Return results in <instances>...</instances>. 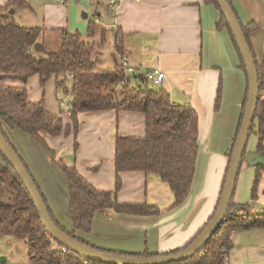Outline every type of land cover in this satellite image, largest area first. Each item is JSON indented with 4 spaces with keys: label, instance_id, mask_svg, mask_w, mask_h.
I'll use <instances>...</instances> for the list:
<instances>
[{
    "label": "crops",
    "instance_id": "0c3cea01",
    "mask_svg": "<svg viewBox=\"0 0 264 264\" xmlns=\"http://www.w3.org/2000/svg\"><path fill=\"white\" fill-rule=\"evenodd\" d=\"M8 1L0 0V8ZM28 1V8L12 10L15 18L19 14L23 27L40 28L45 34L80 33L93 45V56L99 64L106 53H110L113 65L107 69L114 68V41L116 32L121 29L130 64L142 74L152 68L160 69L166 79L158 87L169 93L174 104L191 105L199 115L200 153L195 179L189 196L178 207L173 206L170 187L154 174L125 172L122 186L116 191V139L145 136V116L141 113L107 110L79 114L77 138L73 132L69 136L63 133L46 137L56 153L55 158L24 132L3 124L5 134L46 197L56 220L69 232L74 231L69 214L68 183L62 166H76L97 190L117 192L122 203L148 204L156 206L160 212L157 216H131L111 209L101 211L96 214L91 231L77 232L78 238L97 249L117 254H140L148 250L166 256L184 250L217 211L248 92L247 76L241 69L230 33L217 28L220 11L205 0H122L114 8L109 6V0H104L105 3L69 0L66 4L53 0ZM231 1L244 26L254 23L258 27L250 35V44L261 63L264 59V0ZM83 8L95 10L92 19L90 14L82 12ZM88 19L98 27L90 38ZM55 80L53 76L43 86L36 75L27 83L6 80L3 84L26 87L29 102L43 100L47 111L62 117L65 124H71V98L61 97ZM220 87L222 99L217 111ZM249 153H256V149ZM0 165H3L1 157ZM255 175L256 168L244 163L233 202L237 206H250L251 214H263L264 211H252V204L261 201L264 210V176L258 199L252 201ZM255 230L264 233V228ZM242 233L233 235L229 264H264V236L256 234L258 236L249 241V235L246 238ZM245 241L251 243L247 248Z\"/></svg>",
    "mask_w": 264,
    "mask_h": 264
},
{
    "label": "trees",
    "instance_id": "16d2710c",
    "mask_svg": "<svg viewBox=\"0 0 264 264\" xmlns=\"http://www.w3.org/2000/svg\"><path fill=\"white\" fill-rule=\"evenodd\" d=\"M228 1L249 43L258 70L260 95L251 135L255 134L258 139L256 153L264 156V59L258 62L250 44V35L258 27L254 23L244 26L232 1ZM205 3L214 5L221 13L216 0H205ZM28 7V0H9L0 8V130L9 144L14 148L3 130V124L11 130L24 132L50 157L55 158L56 153L48 145L46 137H57L63 133L69 136L73 132L77 138L79 114L107 110L141 113L145 116V136L116 139V191L122 186V174L125 172L154 174L170 187L173 206H180L191 192L200 153L197 111L191 105L174 104L164 88L150 85L144 76H128L125 73L117 60V55H125L124 33L121 29L116 32L114 41V68L101 69L100 62L93 56V45L81 34L71 35L61 31L60 47L52 50L46 44L42 29L21 26L12 10ZM217 28L229 31L241 60V69L247 76L246 67L222 13ZM97 31L98 27L90 21L88 37ZM36 75L40 77L43 86L54 76L58 92L71 98V124H65L62 117L47 111L43 100L29 102L26 87L3 84L6 80L27 83ZM248 93L249 88L234 147L241 129ZM221 99L220 87L215 106L217 111ZM0 157L3 160V165H0V238L26 241L29 264H102L85 260L51 240L23 182L1 153ZM62 171L68 183L73 232L66 230L56 220L46 197L32 178L54 223L70 237L90 248L105 252L90 246L78 238L76 233H89L98 212L111 209L120 215L131 216H157L160 213L156 206L122 203L117 198V192L97 190L79 173L76 166H62ZM263 176L264 168L256 167L252 201L258 199ZM250 208L248 205L237 206L232 201L219 231L200 253L180 264H229L230 252L234 248V233L264 228V213L251 214ZM120 255L137 259L164 256L148 250L140 254Z\"/></svg>",
    "mask_w": 264,
    "mask_h": 264
},
{
    "label": "water",
    "instance_id": "95a60500",
    "mask_svg": "<svg viewBox=\"0 0 264 264\" xmlns=\"http://www.w3.org/2000/svg\"><path fill=\"white\" fill-rule=\"evenodd\" d=\"M216 1L232 33L234 42L246 67L249 93L241 129L233 150L217 211L205 229L184 250L175 254L154 259H137L120 254L101 252L73 239L54 223L49 215L35 181L27 171L22 159L9 144L0 130V153L13 167L16 174L23 182L26 190L34 202L37 213L47 234L52 241L62 246L64 250L70 251L85 260L102 264H180L182 262H186L200 253L224 224L235 196L236 186L243 164L246 163L248 166L254 168L258 166L264 168V156L258 153H248L246 155L260 95V84L256 62L251 52L249 43L243 33L242 27L235 16L229 1ZM13 13L14 12L12 11V14ZM85 18H87L86 15Z\"/></svg>",
    "mask_w": 264,
    "mask_h": 264
},
{
    "label": "rangeland",
    "instance_id": "374dc122",
    "mask_svg": "<svg viewBox=\"0 0 264 264\" xmlns=\"http://www.w3.org/2000/svg\"><path fill=\"white\" fill-rule=\"evenodd\" d=\"M69 2V0H67ZM103 3H105L104 0H102ZM78 2H80V0H78ZM103 5V4H102ZM103 6H101L102 8ZM92 10L90 9H86V8H83L82 12L83 13H86V14H90V18L92 19L93 18V14L95 13V10L93 12H91ZM78 16H79V13H78ZM17 18V22L23 26V24L20 23V19H19V14L18 16H16ZM81 19L82 21H84L83 17L81 16ZM86 21H89L90 22V19L86 20ZM88 22V23H89ZM55 34V35H52ZM48 32L45 35V40H46V44L50 46V48L52 50H56V49H59L60 47V44H61V39H62V35H60V33H58L57 31H54V32ZM80 34V33H79ZM82 35V34H81ZM83 36V35H82ZM84 37V36H83ZM96 53L97 50H95ZM95 53V54H96ZM94 54V55H95ZM110 53L107 52L106 55H105V58H103L101 64L99 65V67L101 69H107V67H112L113 65V60H112V57L110 56ZM123 56V55H121ZM110 58V59H108ZM120 59V56L117 55V60ZM121 65V63H120ZM61 97H64L63 95H61ZM70 117V116H69ZM257 142H258V139L256 137L255 134H252L250 136V139H249V143H248V146H247V152H251L253 149H256V146H257ZM242 178V177H241ZM239 180V178H238ZM40 188V187H39ZM253 213H262L264 210H263V201L257 203V202H254L253 204ZM258 231L260 230H255V231H244V235H246V238H247V235H249V241H252V239L258 235L256 234H261L264 236V233H257ZM261 236V238L263 237ZM263 243H264V240H263ZM251 243H248L245 241L244 243V247H248ZM28 252V245L26 243V241H20V240H15V239H12V238H0V264H28V260H27V253Z\"/></svg>",
    "mask_w": 264,
    "mask_h": 264
},
{
    "label": "built area",
    "instance_id": "2783aa9c",
    "mask_svg": "<svg viewBox=\"0 0 264 264\" xmlns=\"http://www.w3.org/2000/svg\"><path fill=\"white\" fill-rule=\"evenodd\" d=\"M53 1H55L59 4H66L67 3V0H53ZM121 1L122 0H109V6L111 8H114ZM136 1L139 2L141 0H136ZM120 63H121L122 68L124 69L125 73L128 76L138 77V76L142 75L147 79V81L150 85L160 86L164 82V80L166 79V75L158 68H152V69L148 70L147 73H145V74L140 73L134 66H132L130 64V59L126 55L120 56Z\"/></svg>",
    "mask_w": 264,
    "mask_h": 264
}]
</instances>
